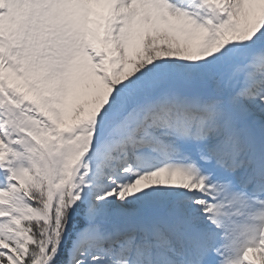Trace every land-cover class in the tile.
<instances>
[{
  "label": "snow or ice",
  "instance_id": "1",
  "mask_svg": "<svg viewBox=\"0 0 264 264\" xmlns=\"http://www.w3.org/2000/svg\"><path fill=\"white\" fill-rule=\"evenodd\" d=\"M0 264H264V0H0Z\"/></svg>",
  "mask_w": 264,
  "mask_h": 264
}]
</instances>
